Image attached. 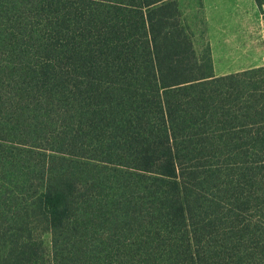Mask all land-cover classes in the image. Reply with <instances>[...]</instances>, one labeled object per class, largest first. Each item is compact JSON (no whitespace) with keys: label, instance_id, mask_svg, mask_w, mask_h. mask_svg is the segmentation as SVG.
Masks as SVG:
<instances>
[{"label":"trees","instance_id":"obj_1","mask_svg":"<svg viewBox=\"0 0 264 264\" xmlns=\"http://www.w3.org/2000/svg\"><path fill=\"white\" fill-rule=\"evenodd\" d=\"M263 73L176 0H0V264H264Z\"/></svg>","mask_w":264,"mask_h":264},{"label":"crops","instance_id":"obj_2","mask_svg":"<svg viewBox=\"0 0 264 264\" xmlns=\"http://www.w3.org/2000/svg\"><path fill=\"white\" fill-rule=\"evenodd\" d=\"M200 7L215 76L264 66V0H200Z\"/></svg>","mask_w":264,"mask_h":264},{"label":"rangeland","instance_id":"obj_3","mask_svg":"<svg viewBox=\"0 0 264 264\" xmlns=\"http://www.w3.org/2000/svg\"><path fill=\"white\" fill-rule=\"evenodd\" d=\"M180 3L184 4V9L181 10L182 21L189 32L192 34L194 48L201 55H206L208 45L205 34L204 17L200 9V0H181ZM43 239L45 245L49 247L51 245V235L49 233H44Z\"/></svg>","mask_w":264,"mask_h":264}]
</instances>
